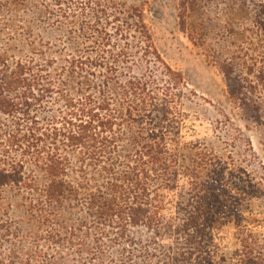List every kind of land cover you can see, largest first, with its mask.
<instances>
[{
  "label": "trees",
  "instance_id": "1",
  "mask_svg": "<svg viewBox=\"0 0 264 264\" xmlns=\"http://www.w3.org/2000/svg\"><path fill=\"white\" fill-rule=\"evenodd\" d=\"M191 1L181 0L180 29L196 43L200 36L186 13ZM234 3L227 21L235 26L248 11ZM256 18L254 31L232 32L237 52L216 69L229 99L258 123L261 106L252 96L264 95V4ZM134 27L162 64L140 16ZM89 29L77 24L78 32ZM93 30L95 36L73 32L54 44L28 33L29 54L0 52V264L263 263L240 211L229 207L236 198L228 185L245 197H258L259 189L245 174L225 175L220 161L184 164L172 133L181 123L177 88L144 77L119 84L117 64L129 55L112 53V38ZM12 208L22 215L17 227L8 217ZM230 225L238 249L227 258L215 241ZM134 230L152 239L136 242Z\"/></svg>",
  "mask_w": 264,
  "mask_h": 264
},
{
  "label": "rangeland",
  "instance_id": "2",
  "mask_svg": "<svg viewBox=\"0 0 264 264\" xmlns=\"http://www.w3.org/2000/svg\"><path fill=\"white\" fill-rule=\"evenodd\" d=\"M231 3L236 9L245 5L248 11L246 15L241 10L232 21L235 26L227 21ZM263 4L264 0H192L186 13L188 21L195 25L196 38L200 36L193 43L180 29L181 0H0V52H7V57L16 59L29 54L31 48L25 42L28 33L35 40H50L54 44L56 39L69 41L73 32L90 37L96 34L93 29H101L112 38V53L123 49L129 55L127 62L117 64L119 84L129 76L153 80L162 89L175 86L177 90L173 94L179 96L176 102L181 123L172 133L178 132L183 163L210 161L216 164L215 161H220L225 175L250 177L260 195L245 197L230 181L228 188L236 199L231 200L229 207L236 205L246 222L242 230L254 236L257 243L254 249L264 258V95L257 94L258 100L252 96L261 106V119L253 122L229 99L226 82L216 69L221 60L237 52L233 39L237 41L239 37L232 32L255 30L256 13ZM138 16L162 64L150 55L145 36L134 27ZM80 23L90 29L78 32ZM89 44L87 41L81 46L83 52H89ZM59 49L61 47L54 46V50ZM102 56L108 63L109 55L103 53ZM164 65L180 76L179 81L166 75ZM178 181L186 192L188 180L182 176ZM166 206L165 214L169 215L172 211ZM8 215L13 226L22 220L21 213L14 208ZM236 234L232 225L225 229L215 241L218 254L229 258L238 249ZM130 236L136 242L152 239L144 230H134ZM226 264L236 262L227 260Z\"/></svg>",
  "mask_w": 264,
  "mask_h": 264
}]
</instances>
